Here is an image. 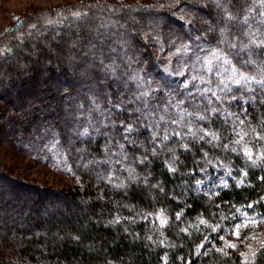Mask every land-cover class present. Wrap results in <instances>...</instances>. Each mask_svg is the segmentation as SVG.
I'll return each mask as SVG.
<instances>
[{"label": "trees", "instance_id": "trees-1", "mask_svg": "<svg viewBox=\"0 0 264 264\" xmlns=\"http://www.w3.org/2000/svg\"><path fill=\"white\" fill-rule=\"evenodd\" d=\"M71 9L80 11L81 17H74ZM55 11L29 14L0 36V49H5L0 55V116L18 107L23 96L19 90H26L29 83L38 79L44 83L52 76L60 83L55 89L45 86L48 96L29 108L24 119L11 116L3 136L12 142L1 139L5 147H0V154L12 147L29 159L39 155L54 169L59 159V168L70 167L68 173L79 180L55 191L15 178L0 163L4 187L0 189V264H264V243L246 261L226 246L225 239L241 211L264 218V139L259 138L264 136V104H244L239 96L251 94L235 86L237 100H231L232 94L218 93L227 99L217 101L210 92L202 95L196 90L197 85L201 90L216 88L217 78L201 65L217 47L238 68L253 72L235 50L218 44L219 28L225 22L215 6L210 0L89 1ZM83 13L91 15L88 23ZM147 14L159 17L160 24L146 28L140 19ZM106 18L117 25L99 31ZM118 25L125 27L123 33L116 32ZM243 27L229 22V39L233 33L239 36ZM50 36L59 41L58 47L50 46L55 50L52 57L47 55L50 47L39 44ZM251 50L254 59H264L255 55L264 49ZM241 55L247 58L246 53ZM45 56L52 65L45 64ZM26 61H33L28 68ZM194 75L211 80V85L193 80ZM252 87L259 91L257 85ZM142 91L149 95L137 99ZM208 99L223 114L217 112L205 121L185 118L184 123L192 120L197 137L203 128L219 139L172 136L153 155L151 133L147 121L139 119L141 112L179 119L180 111L209 108ZM117 103L122 110L110 107ZM89 120L98 131L89 128L90 135L80 137L78 132ZM121 121L138 127L132 134L136 143L123 140ZM241 130L248 135L236 144ZM120 143L128 159L109 163L118 159ZM245 145L251 159L244 154ZM49 147L59 153L55 160L41 156ZM170 164L175 171H169ZM223 170L229 175L224 189L212 194L200 189L202 180Z\"/></svg>", "mask_w": 264, "mask_h": 264}, {"label": "snow or ice", "instance_id": "snow-or-ice-1", "mask_svg": "<svg viewBox=\"0 0 264 264\" xmlns=\"http://www.w3.org/2000/svg\"><path fill=\"white\" fill-rule=\"evenodd\" d=\"M177 2H179V0H177ZM210 2L215 6L220 17L225 22L224 25L219 28L220 39L218 41V44H227L230 49L235 50V54L241 57V60L245 67L249 65L253 66V72L249 74V72L238 68L235 64H233L232 60L226 54H224L221 48H214L211 50L210 55L203 59L201 67L207 74L214 75L217 78L216 88L213 89L212 87H206L201 90L197 85V92H200L202 95L210 92L211 96L214 97L217 101H221V99H227L226 96L222 98L220 95H218V93L232 94L231 100H237V95L233 93V86H235L237 91H240L241 93L247 92L251 94L247 98H245L243 95L239 96V99L244 104H248L249 101H251L252 103L258 102L260 104H264V59H254V53L251 50L253 48L264 49V0H210ZM90 7L94 6L90 5ZM95 7H99V5H96ZM257 9H259V11H257ZM109 10L113 9H111V7L109 6ZM72 15L76 18H80L82 13L80 11H75L72 13ZM83 15H87V13H83ZM232 21H237L244 27L240 29L239 36L233 33L231 39H229L228 24ZM250 21H255V25ZM32 27L35 26L33 25ZM4 51L5 49H0V55H3ZM7 51H11V49H7ZM243 53L247 54L246 59L243 55H241ZM255 55L264 56V52L256 53ZM133 79H136V77H133ZM192 79L199 80L200 84L211 85L212 83L211 80L206 79L204 76L194 75ZM253 84L258 86V92L257 89H254L252 87ZM185 87H187V84H185ZM148 95V91H142L140 92L139 96H137V99H140V97H147ZM257 95H259V100H257ZM205 98L207 99V96H205ZM207 102L210 106L207 109H201L197 112H189L187 110L180 111L179 119L169 120L166 119V116L164 114H160L157 118V114L150 110L147 112H141V117L139 119L141 120V123L147 121L146 127H148L151 133L153 155L156 154V149L164 145L165 142H167L172 136H175L179 140H183L185 136L197 137V131L193 130L194 125L192 123V120L189 119L188 123H184L185 118L194 117L196 120L205 121L210 120L212 115L216 114L217 112H221V114H223L221 109L212 106L211 99H208ZM180 103H182V101ZM110 107L116 108L117 110H122L119 103L110 105ZM176 107H179V105L177 104ZM196 107L199 108V105H196ZM165 112H167V108H165ZM100 114L104 115L103 112H101ZM228 115L232 114L228 113ZM105 119L110 120V116H106ZM239 123L240 125H243L244 121L240 120ZM121 124L123 126V140L129 144L136 143V140L132 134L138 131V127L134 126L131 123L124 125L123 121H121ZM161 124L164 125L163 129L161 128ZM169 125H176L177 127L169 128ZM104 126L107 125L105 124ZM89 128H93V130L98 131L96 126L93 125L89 120L88 126L84 127L82 131H79L78 135L80 137L89 136ZM182 129H186L187 131L184 132L182 131ZM198 131L201 133V135L197 137L199 140H204L206 136L211 137V140L219 139V137L214 132L204 130L203 128L198 129ZM252 131L254 132L255 129H252ZM236 135H238L240 139L236 140L235 143L241 144V142L244 140V137L248 135V132L241 130L237 132ZM259 138L264 139V136H261ZM118 147V159L116 161L109 160V163H121V161H125L128 159V155L124 151V144L120 143ZM182 147L187 149L188 146L187 144H182ZM224 147L227 148L228 145H224ZM233 151H235V149H233ZM243 151L244 154L249 159H251L252 152L247 148L246 145L244 146ZM57 155H59L58 152ZM112 155H116V153H112ZM144 159H146V157L142 158L140 162L143 163ZM61 163L62 161L57 159L56 166L59 168ZM67 170L71 172L70 167H68ZM175 170L176 169L170 164L169 171ZM131 171L132 170L129 169L130 174ZM108 179L110 180L111 177H108ZM261 179H264V177H262ZM77 180H79V177H77ZM240 183H243V181H240ZM248 207H252V205L249 204ZM243 215L246 216V214ZM177 218H179V214ZM248 220L252 223H255V217H248ZM260 222L264 223V219H262ZM164 223L165 221L162 219L161 225H163ZM200 223L204 224L205 221L201 220ZM247 226V224L236 225V235L239 236V229L241 227ZM221 239L223 240V237H221ZM226 246L233 249H235L236 247V245L233 244H228ZM250 251L252 257L254 258L256 255L255 251L251 249Z\"/></svg>", "mask_w": 264, "mask_h": 264}, {"label": "rangeland", "instance_id": "rangeland-1", "mask_svg": "<svg viewBox=\"0 0 264 264\" xmlns=\"http://www.w3.org/2000/svg\"><path fill=\"white\" fill-rule=\"evenodd\" d=\"M89 1L90 2H108V3L119 2L121 4H129L131 1H135V0H0V36L14 22L20 19H23L29 14L37 15L38 13H42V12H50L53 14L54 12H56L55 10L57 8L67 9L69 6L71 8L72 5H75V4L80 5L83 3H87ZM144 1L149 2L153 0H144ZM204 4L206 5V2H204ZM210 4L212 3L210 2ZM70 11L75 12L76 10L71 9ZM194 14L198 17V19H203L205 22H208V20L204 17V15L199 13L198 11H194ZM115 15L116 14H114L113 16ZM90 16L88 14L84 15L83 21L88 23V21H90V18H91ZM83 21L80 20L77 22L83 24ZM104 22H106L105 26L102 28L100 27L99 31L100 30L106 31V29L112 28V26L114 28L117 25L116 23L114 24V22L110 20L109 18H106ZM140 23H142L147 28V26L159 25L160 18L152 17L147 14V15L142 16V18L140 19ZM57 25H62V24L58 23ZM65 25L67 26L68 24L65 23ZM117 28L118 30L116 32L123 33L125 30V27L121 25L120 26L118 25ZM50 37L51 38L49 41L40 40L39 44L45 45V47H48V48L51 45H53L55 48L58 47L57 44L59 43V41H57L56 39H53L54 36H50ZM65 42H69V41H65ZM39 51H41V49ZM116 51H119V49H117ZM54 52H55L54 48L52 49L50 47V51L47 55L52 57V54ZM35 56L36 55H34V57ZM49 56H45L43 58L44 59L43 61L45 62V64L50 66L53 64V62L52 64L50 63L49 60L51 59ZM32 62L33 61H29V62L26 61L24 67L25 66L27 68L30 67L29 64H32ZM88 63L89 61L84 62L85 65ZM38 80H36L35 82L29 83L30 86L28 84V88H26V90L24 88H20L19 92L20 93L23 92V96L19 97L18 107L17 106L15 107V109L18 110L19 112H16L15 109L14 111H9L10 109L9 107H7V111L9 112H6L0 116V141L1 139H4V140L8 139V141L12 142L11 138L5 139L4 138L5 136H3V133H5L7 130L6 128L7 124L10 123L11 116L15 117L18 120L24 119L23 114H25L29 110V108L35 106L36 104H40L39 102H41L42 104V99L48 96V95H45L47 94V92L43 90L45 86H47L48 88L50 87V88L55 89L56 87H59L58 85L60 84L59 81L56 80V77H53V76L50 80H45L44 83L38 82ZM36 89H40V90L38 91ZM8 100H11L13 102V99L11 98L9 99V97H8ZM63 105H64L63 108H65L66 104L64 103ZM60 116H63V113H61ZM0 147L2 148L5 146H3L0 143ZM41 152L42 151L38 150L36 153L39 154ZM44 153L45 154L43 155L41 154V156H44L45 158L51 157L53 160H55V158L58 156L52 147L47 148ZM0 163H2V165L15 178L24 180L28 184H31L37 187H43V188L47 187L55 191L65 190V187L71 186L73 183H77L78 181L77 178H72V176L68 173V170L64 168L63 166H62V169L56 168V167H55L56 169H54L53 167L50 166L49 163L47 164V162L44 159L41 160L39 155L35 156V158L29 159L26 156H24L21 152H19L18 149L16 150L15 148H12V147L6 148V151L3 152V154H0ZM228 169L229 168H227V170ZM228 179H229V175L226 170H223V172L216 171L215 173H212V175H210L208 179L202 180V182L199 184V187L201 190H203L207 194L216 193L217 191L224 189L227 186ZM3 188L4 187L0 186V189L2 191H4ZM243 214H246V216ZM248 217H255V223L250 222L248 220ZM262 219L264 218H260L253 214H250L247 211H241L239 216L232 221L231 225L227 229V234H230V237L225 238L226 244L236 245L235 249L233 248H230V249L239 253L242 256V258L246 261L252 258L250 249L256 251L264 243V223L260 222ZM7 222L8 221L2 222L3 226H5ZM238 224L248 225L247 227H241L239 229V236L236 235V231H237L236 225ZM3 228L4 227H2L1 229L3 230Z\"/></svg>", "mask_w": 264, "mask_h": 264}]
</instances>
